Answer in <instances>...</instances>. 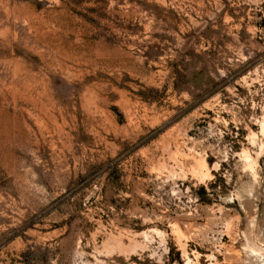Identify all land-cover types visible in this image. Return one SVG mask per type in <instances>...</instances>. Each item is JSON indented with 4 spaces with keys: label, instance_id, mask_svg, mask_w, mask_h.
Wrapping results in <instances>:
<instances>
[{
    "label": "rangeland",
    "instance_id": "1",
    "mask_svg": "<svg viewBox=\"0 0 264 264\" xmlns=\"http://www.w3.org/2000/svg\"><path fill=\"white\" fill-rule=\"evenodd\" d=\"M264 0H0V264H264Z\"/></svg>",
    "mask_w": 264,
    "mask_h": 264
},
{
    "label": "bare ground",
    "instance_id": "2",
    "mask_svg": "<svg viewBox=\"0 0 264 264\" xmlns=\"http://www.w3.org/2000/svg\"><path fill=\"white\" fill-rule=\"evenodd\" d=\"M264 122V121H263ZM264 125V124H263Z\"/></svg>",
    "mask_w": 264,
    "mask_h": 264
}]
</instances>
